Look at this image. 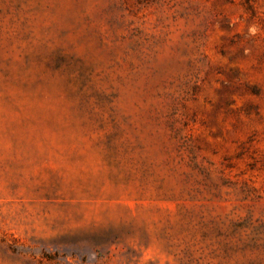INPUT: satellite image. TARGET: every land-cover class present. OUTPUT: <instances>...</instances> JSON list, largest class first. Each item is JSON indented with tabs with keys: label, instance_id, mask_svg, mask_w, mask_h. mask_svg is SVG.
<instances>
[{
	"label": "rangeland",
	"instance_id": "obj_1",
	"mask_svg": "<svg viewBox=\"0 0 264 264\" xmlns=\"http://www.w3.org/2000/svg\"><path fill=\"white\" fill-rule=\"evenodd\" d=\"M0 264H264V0H0Z\"/></svg>",
	"mask_w": 264,
	"mask_h": 264
}]
</instances>
